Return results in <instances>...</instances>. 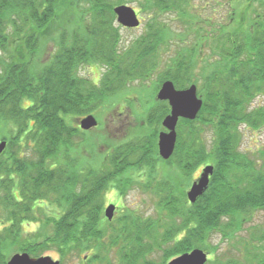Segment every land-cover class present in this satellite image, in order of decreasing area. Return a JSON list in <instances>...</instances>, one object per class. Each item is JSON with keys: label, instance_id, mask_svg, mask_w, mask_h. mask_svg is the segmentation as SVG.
<instances>
[{"label": "trees", "instance_id": "obj_1", "mask_svg": "<svg viewBox=\"0 0 264 264\" xmlns=\"http://www.w3.org/2000/svg\"><path fill=\"white\" fill-rule=\"evenodd\" d=\"M127 1L135 0H0V128L12 131L0 155V264H7L8 246L33 256L54 250L62 264L70 255L82 264H165L195 247L208 251L214 234L237 238L264 210V150L256 155L241 147V127L264 123V105L253 106L264 95V0H246L211 54L202 46L211 38L198 32L191 52L182 47L177 55L165 52L174 38L158 16L167 10L185 15L191 0H148L152 23L124 46L113 7ZM51 32L55 47L44 60L39 51ZM86 63L106 66L98 83L80 74ZM156 71L160 85L166 79L177 88L201 82L203 106L195 119L179 120L173 155L165 160L158 152L170 105L156 101L127 139L106 146L100 160L86 158L78 139L88 132L74 123L77 117ZM207 163L214 165L209 186L191 203L181 178ZM135 170L146 174L137 184L153 195L157 215L127 208L106 222L105 193L113 184L123 191ZM45 201L60 209L57 216L42 211L38 203ZM31 221L41 227L27 237L23 227ZM249 236L240 241L248 264H264V227ZM158 251L161 263L154 258Z\"/></svg>", "mask_w": 264, "mask_h": 264}, {"label": "rangeland", "instance_id": "obj_2", "mask_svg": "<svg viewBox=\"0 0 264 264\" xmlns=\"http://www.w3.org/2000/svg\"><path fill=\"white\" fill-rule=\"evenodd\" d=\"M126 3L132 5L138 11V15L140 19H142V24L139 27L129 28L119 24L116 18L115 23L119 26V32L122 38L121 44L124 46H127L131 43V41L142 35L148 28V25L152 23L150 15L151 9L150 5H148V0H142V5L140 0H135L134 2L127 1L124 3H118L114 5V7ZM191 3L192 4L188 6L189 13L187 12V15L180 14L178 11L172 12L171 10H167L163 11V13L158 16L159 21L166 22L167 26H169L167 28L168 38H174V44L172 43L168 47V51H165L168 55H177L182 47H187V49L183 48V50L191 52L189 48H192L190 47L191 43H194V39H196L198 32L205 33L206 35L208 34L211 38L212 42L209 41V45L205 44L206 41H203L202 44L204 47L203 51L206 53L210 52L211 54V44L216 42L218 35L223 32L227 34L228 30H231L232 26L230 27L229 23L236 20L238 15L241 13V10L245 9L247 1L191 0ZM254 5L256 7H260L259 2L257 1H255ZM259 11L263 12L264 9L260 8ZM62 19H66V17H62ZM216 32L221 33L217 34ZM55 36L56 32H51L46 38H43L39 54L44 53V60L49 58L54 50ZM11 47H16V40L12 41ZM214 57V55H211L210 59H214ZM105 70L106 66L101 63H86L81 65L79 68V72L82 76L91 79L95 83L99 82L100 77ZM200 74V72L196 73V77L199 79L202 77ZM159 81V71L154 72L145 80L132 81L121 91L120 94L108 101L109 103L96 110V112H92L96 115L99 121L98 126L88 130V134L86 136L81 135L78 139V142L84 141L82 144L85 149H87L84 153L86 158L91 161H96L93 157L100 160L102 152L106 150V146H109L116 141L127 139L130 135L131 128H137V126H142L145 123V115L148 107L152 105V103L158 101L157 94L163 83L162 82L160 85ZM195 84L197 85L199 92V86L201 85L200 80ZM200 96L202 97L201 94ZM259 105H264V95L258 96L253 103L254 107ZM83 116L77 117L74 123L79 125V119ZM241 129L242 148L250 152H255L257 153L256 155H258L261 149L264 150V123L257 128L243 125ZM11 132L12 131L8 126H2L0 128V141L6 140L8 142ZM208 134L210 135L211 133ZM90 155L93 157H90ZM204 166L205 164L200 166L191 176H183L181 178L182 184H185L184 187L186 197L192 183L199 177ZM167 168H169V166L165 167V165H163L160 167V170L165 172V169ZM174 170H177V172L179 171L178 169ZM130 175L131 177L128 179L126 177V180L124 181L126 186L123 188V191H120L118 186L113 184L105 193V203L107 204L108 202H112L118 206L113 219H116L122 211L128 210L127 208L133 209L136 213L143 217L151 215L156 216L157 205L153 195L148 191H145L144 188L140 186L141 184H137L139 180L145 179L143 177L146 174L141 170H135L131 171ZM38 205L43 206L42 211L49 215L57 216L60 212V209L57 206L52 205L48 201L40 202ZM103 217L106 222L111 221L105 216V209L103 210ZM3 220L4 218L0 212V229H2L4 225ZM40 227L41 222L39 221L24 223L23 230L25 231V236L31 237L32 233L37 232ZM255 227H264V210L256 211L253 218L245 223L243 230L235 239L223 240L220 234H214L207 241L208 251H213V253L209 252L208 254L209 261L214 260V262H227L229 259H237L242 264H248L246 248L244 245L240 244V241L242 237L246 240L249 239V235ZM213 248L216 249L213 250ZM6 252L9 258L14 253L22 251H19L17 246H8ZM44 255H50L54 259L60 260V254L54 250H50ZM162 257V251H158L154 256L158 263L162 262ZM171 259H169L165 264H167ZM64 264H82V259L78 256L70 255L67 262Z\"/></svg>", "mask_w": 264, "mask_h": 264}, {"label": "water", "instance_id": "obj_3", "mask_svg": "<svg viewBox=\"0 0 264 264\" xmlns=\"http://www.w3.org/2000/svg\"><path fill=\"white\" fill-rule=\"evenodd\" d=\"M117 22L122 26L135 28L141 25V19L137 10L130 4H120L114 7ZM157 100L168 101L170 112L162 120L163 129L158 133V152L159 155L167 160L176 148L178 132L177 126L181 118L195 119L202 106L203 99L198 93L195 83L186 88H177L171 79L163 81ZM99 121L94 113H88L79 119V126L83 130H90L97 127ZM7 147V141H0V155ZM214 173V165L206 164L199 177L192 183L187 192L189 202L194 203L209 186L210 179ZM117 206L110 203L105 208V216L112 220L116 213ZM209 252L200 247H195L190 251L184 252L172 258L167 264H206L209 260ZM7 264H62L58 259L50 255L32 256L28 252H16L8 258Z\"/></svg>", "mask_w": 264, "mask_h": 264}, {"label": "flooded vegetation", "instance_id": "obj_4", "mask_svg": "<svg viewBox=\"0 0 264 264\" xmlns=\"http://www.w3.org/2000/svg\"><path fill=\"white\" fill-rule=\"evenodd\" d=\"M109 203H110V202H108L107 204L105 203V204H104V207H105L106 205H108Z\"/></svg>", "mask_w": 264, "mask_h": 264}]
</instances>
